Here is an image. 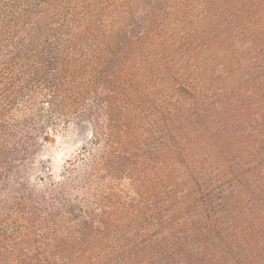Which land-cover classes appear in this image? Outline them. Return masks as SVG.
Masks as SVG:
<instances>
[{
    "label": "trees",
    "instance_id": "obj_1",
    "mask_svg": "<svg viewBox=\"0 0 264 264\" xmlns=\"http://www.w3.org/2000/svg\"><path fill=\"white\" fill-rule=\"evenodd\" d=\"M225 3L0 0V264H206L224 137L210 101H191L209 89L190 63ZM72 118L103 140L92 167L128 176L135 196L78 203L45 185L39 139Z\"/></svg>",
    "mask_w": 264,
    "mask_h": 264
},
{
    "label": "rangeland",
    "instance_id": "obj_2",
    "mask_svg": "<svg viewBox=\"0 0 264 264\" xmlns=\"http://www.w3.org/2000/svg\"><path fill=\"white\" fill-rule=\"evenodd\" d=\"M225 1V16L215 19L209 39L203 40L204 53L190 63L195 87L198 83L209 89L205 97L193 93L191 101H210L208 115L221 121L224 137L225 160L219 176L223 193L218 196L224 225L220 233L208 235L213 242L207 246L206 264H264V0ZM203 71L211 81L200 82ZM24 107L15 111L16 119L25 116ZM34 109L28 113H36ZM70 122L69 127L62 122L47 126L39 139V158L48 168L40 175L45 176V185L54 183L78 203L102 189L135 196L128 176L108 175L103 167H92L105 145L103 140L92 142L89 121L72 118ZM212 127L211 135L217 131ZM84 178L87 183L79 185Z\"/></svg>",
    "mask_w": 264,
    "mask_h": 264
}]
</instances>
